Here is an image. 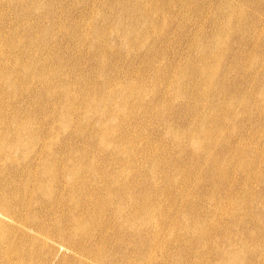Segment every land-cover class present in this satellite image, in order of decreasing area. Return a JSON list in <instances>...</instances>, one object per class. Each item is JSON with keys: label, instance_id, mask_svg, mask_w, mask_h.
<instances>
[{"label": "bare ground", "instance_id": "1", "mask_svg": "<svg viewBox=\"0 0 264 264\" xmlns=\"http://www.w3.org/2000/svg\"><path fill=\"white\" fill-rule=\"evenodd\" d=\"M0 264H264V0H0Z\"/></svg>", "mask_w": 264, "mask_h": 264}, {"label": "rangeland", "instance_id": "2", "mask_svg": "<svg viewBox=\"0 0 264 264\" xmlns=\"http://www.w3.org/2000/svg\"><path fill=\"white\" fill-rule=\"evenodd\" d=\"M207 28H209V27H207ZM211 29H207V31H210Z\"/></svg>", "mask_w": 264, "mask_h": 264}]
</instances>
